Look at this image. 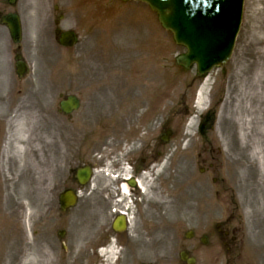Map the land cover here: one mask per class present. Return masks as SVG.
<instances>
[{"label": "rangeland", "instance_id": "1", "mask_svg": "<svg viewBox=\"0 0 264 264\" xmlns=\"http://www.w3.org/2000/svg\"><path fill=\"white\" fill-rule=\"evenodd\" d=\"M42 1L30 0L27 18L32 21V32L37 30L36 25H48L43 30L46 55L32 59V97L23 116H31L40 141V125L48 121L55 128L60 126L65 136L74 134L81 165L89 160L104 165L105 160L122 158L123 146L132 142L125 151L126 158L138 170L153 164L160 169L154 189L161 193V205L140 197V203L127 211L131 217L128 231L135 235V243H148L149 236L156 234L159 244L154 252H138L144 256L141 262L147 264L154 257V264H181L178 255L187 251L197 264H203L198 241L195 244L185 235L192 231L198 240L220 223L233 229L244 263L250 260L251 264H264V162L250 142H239L235 118L237 105L244 104L245 91L260 77L262 83L255 91L263 102L257 104L252 99L256 112L247 118V134L253 142L259 139L264 148V0H244L231 58L208 74L201 105L196 104L195 93L201 81L195 69L184 70L175 64V58L185 49L174 44L171 33L160 28L145 5L117 0H60V26L73 30L79 38L75 47L64 50L53 41L51 24L45 17L49 8L46 0ZM115 85L128 90L124 98L133 111L130 106L129 112L125 111ZM142 90L147 102L154 96V107L139 103ZM70 94L80 99L79 111L68 117L57 115L60 96ZM214 96L219 100L215 122L202 140L198 118ZM117 114V119L111 120ZM165 131L172 132L167 143L156 139ZM48 134L56 137L55 131ZM31 137L32 130L28 138L32 159L25 155L27 164L22 159V166L17 163L7 171V182L0 188V264H43V254L46 264H111L91 246L95 234L75 224L79 214L70 215L66 224L62 223L53 205V192L44 195L41 155L37 158L38 145L32 152ZM200 169L204 173H199ZM101 175L107 207L118 208L109 191L115 181ZM111 214L110 210L100 220L103 229ZM61 230L66 232L62 241L57 237ZM102 237L107 242L110 236L103 232ZM204 253L208 257L214 254L211 248Z\"/></svg>", "mask_w": 264, "mask_h": 264}, {"label": "flooded vegetation", "instance_id": "2", "mask_svg": "<svg viewBox=\"0 0 264 264\" xmlns=\"http://www.w3.org/2000/svg\"><path fill=\"white\" fill-rule=\"evenodd\" d=\"M56 11V7H52ZM31 12L30 0H0V177L2 171L12 170L17 166L16 148L23 147V139L29 134L31 116H23L28 100L32 97V59L46 55V43L42 29L32 32V21L27 19ZM18 16L17 20L10 17ZM56 20L53 18L52 23ZM16 25L18 31L12 30ZM15 32V35L12 33ZM210 113L204 118L205 128L209 126ZM59 128V130H58ZM56 132V137H49L48 133ZM208 132V131H207ZM205 132V134L207 133ZM60 126L55 128L50 121L42 125L41 142V172L43 187L53 192V201L56 203L60 216L79 214L75 224L82 227L89 234H95L90 243L96 249L108 247L104 241L103 232L116 235L113 246L117 249L120 260L130 264H139L144 256L138 252L145 249L151 252L157 250L159 244L156 234L149 236V243H135V235L126 231L116 234L112 229L114 218L106 220L105 229L100 220L107 217L109 208L105 203L106 193L101 187L102 164L98 160H91L88 165L92 170L90 182L81 187L76 173L81 167L80 147L74 134L65 136ZM153 140V139H152ZM111 146V143H110ZM138 170H134L131 179L136 184ZM2 178V177H1ZM126 184L130 183L125 179ZM65 191H72L77 195L76 204L66 211L60 210V195ZM80 214L82 219H80ZM138 213H136L137 217ZM205 232V231H204ZM233 229L215 228L203 236L204 247L211 248L214 254L208 258L210 264H251L250 260L244 263L241 257L240 245L236 247L237 238L232 235ZM195 240V238H193ZM196 244V243H195ZM196 249V245L194 246ZM188 257L190 255L188 254ZM221 260L220 263H215ZM154 257L150 263L153 264ZM124 263V262H123Z\"/></svg>", "mask_w": 264, "mask_h": 264}, {"label": "water", "instance_id": "3", "mask_svg": "<svg viewBox=\"0 0 264 264\" xmlns=\"http://www.w3.org/2000/svg\"><path fill=\"white\" fill-rule=\"evenodd\" d=\"M137 1L147 3L157 13L162 27L173 33L175 43L186 48V55L178 57L177 64L186 69L195 64L197 75L202 76L229 59L243 0Z\"/></svg>", "mask_w": 264, "mask_h": 264}, {"label": "bare ground", "instance_id": "4", "mask_svg": "<svg viewBox=\"0 0 264 264\" xmlns=\"http://www.w3.org/2000/svg\"><path fill=\"white\" fill-rule=\"evenodd\" d=\"M208 82V79H206L205 84ZM262 80L260 77H257L256 79L253 80V84L247 88L248 92L246 94V96L244 97V104L240 103L239 105H237V109L235 111V118L237 121V125H238V140L241 144L245 143L246 141L250 142L253 146V150L254 153L259 155L262 154V157H260V161L263 163L264 162V148L261 145L259 139H257L255 142L252 141L251 136L249 134H247L248 132V127H247V118H249L250 115H254L255 114V110L252 107L251 102L253 101L252 99H256L257 104H261L263 101H259L260 100V95L259 93H256L255 89L257 87H259L258 84H261ZM206 86V85H204ZM204 88V87H203ZM260 88V87H259ZM250 94H253L252 97ZM203 102V96L202 93H199V97L197 99V105H201ZM129 112V110L127 111ZM259 115L261 114V112L259 111L258 113ZM23 142H26V139H23ZM17 153H23L24 155H26L25 150L23 147H17ZM261 165V163H260ZM262 168V166L260 167ZM128 176L127 171L124 172V175L122 178ZM145 178H142L139 182H138V186L141 188L142 191H144L145 196L148 200H151L159 205H161L162 203V197H161V193L157 192L156 190H151L152 194L150 193V186L147 184V182H145ZM123 192H127L128 191V187L123 184L121 187ZM24 208L26 209V206H24ZM27 213L25 212V214L23 213V217H22V221L23 223H21V232L24 230L25 227V219H26ZM18 231V230H17ZM20 232V233H21ZM32 251L34 254H37V250L34 247H31ZM42 263L46 264L47 261V257L45 254L42 255Z\"/></svg>", "mask_w": 264, "mask_h": 264}]
</instances>
